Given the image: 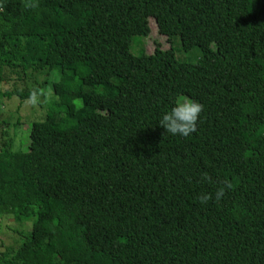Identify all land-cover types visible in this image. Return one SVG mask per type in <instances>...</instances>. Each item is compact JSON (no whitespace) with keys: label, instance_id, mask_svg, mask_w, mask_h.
<instances>
[{"label":"trees","instance_id":"obj_1","mask_svg":"<svg viewBox=\"0 0 264 264\" xmlns=\"http://www.w3.org/2000/svg\"><path fill=\"white\" fill-rule=\"evenodd\" d=\"M25 2L0 0V82L50 96L27 149L0 140V264H264V0ZM151 17L201 59L133 54ZM180 95L204 106L186 137L159 125Z\"/></svg>","mask_w":264,"mask_h":264},{"label":"rangeland","instance_id":"obj_2","mask_svg":"<svg viewBox=\"0 0 264 264\" xmlns=\"http://www.w3.org/2000/svg\"><path fill=\"white\" fill-rule=\"evenodd\" d=\"M149 25L151 32L148 36L144 37L141 35H135L133 37L131 45V51L133 54L138 55L142 49L147 52H152L155 47H158L159 45H161V47L164 49L170 48L172 45V47L175 49L177 59L181 62L194 63L201 59L202 51L199 47L196 46L189 51H185L182 47V42L179 36H175L171 44V42L168 41L167 36L159 34L155 19L153 17L149 19ZM16 42L17 43L15 44L20 46V50H18L17 53L18 57H13L11 59H18L20 61H25L27 58H30V53L32 54L39 46V44L34 41L30 42V40L21 38L16 39ZM39 82L43 83L44 81L42 78H40ZM34 85L37 84L29 79L15 82H0V91L11 92L15 89L30 90L33 89ZM183 98L188 97L185 95H180L179 99ZM44 100L45 99L41 97V102L39 104L32 105L28 102V100L22 101L20 98L15 96L12 99L4 97L1 100L2 107L0 109V140H10V138H12L15 149H27L30 143L29 136L32 123L36 119H39L45 110H42V104L45 103ZM60 194L64 196V192H60ZM8 220L14 221L13 218H8ZM8 220L6 222H8ZM34 220V217H31L30 220H27L32 223L31 229ZM2 223L3 222L0 221V224ZM25 233L27 232H24L23 235H25ZM18 242L19 238L17 236L0 232V250L4 249L3 245L17 244Z\"/></svg>","mask_w":264,"mask_h":264},{"label":"clouds","instance_id":"obj_3","mask_svg":"<svg viewBox=\"0 0 264 264\" xmlns=\"http://www.w3.org/2000/svg\"><path fill=\"white\" fill-rule=\"evenodd\" d=\"M26 8H35L37 3L35 0H26ZM50 96V92H45L44 89L33 88L30 90L28 102L32 105H37L41 102V97ZM203 105L190 98L178 99L170 111L163 114L159 121V125L165 129V132L172 135L189 136L197 130V121L200 113L203 111ZM208 179V177H205ZM232 187L231 183L220 187L215 192V200L219 202L225 195L227 189ZM201 204H207L213 199L212 193H201L197 198Z\"/></svg>","mask_w":264,"mask_h":264}]
</instances>
